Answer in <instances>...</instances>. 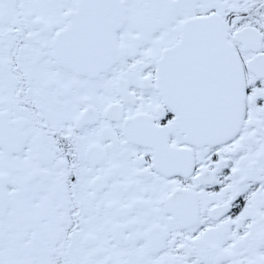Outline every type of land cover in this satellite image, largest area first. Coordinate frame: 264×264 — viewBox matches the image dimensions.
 I'll list each match as a JSON object with an SVG mask.
<instances>
[{
	"label": "snow or ice",
	"instance_id": "1",
	"mask_svg": "<svg viewBox=\"0 0 264 264\" xmlns=\"http://www.w3.org/2000/svg\"><path fill=\"white\" fill-rule=\"evenodd\" d=\"M0 264H264V0H0Z\"/></svg>",
	"mask_w": 264,
	"mask_h": 264
}]
</instances>
